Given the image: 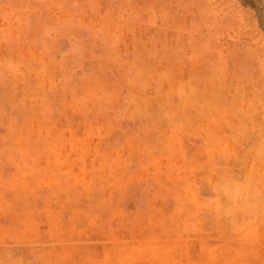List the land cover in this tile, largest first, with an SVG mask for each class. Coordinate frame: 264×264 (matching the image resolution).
<instances>
[{"label": "rangeland", "instance_id": "rangeland-1", "mask_svg": "<svg viewBox=\"0 0 264 264\" xmlns=\"http://www.w3.org/2000/svg\"><path fill=\"white\" fill-rule=\"evenodd\" d=\"M0 264H264V0H0Z\"/></svg>", "mask_w": 264, "mask_h": 264}]
</instances>
